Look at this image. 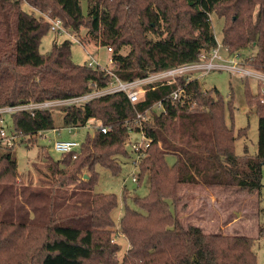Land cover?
<instances>
[{"label":"trees","instance_id":"trees-1","mask_svg":"<svg viewBox=\"0 0 264 264\" xmlns=\"http://www.w3.org/2000/svg\"><path fill=\"white\" fill-rule=\"evenodd\" d=\"M25 3L40 14L26 11ZM212 13L224 19L221 44L229 52L258 45L248 63L264 73V0H0V107L72 98L109 83L111 75L100 66L73 61L69 38L40 52L51 28L49 17L59 18L69 30L87 28L96 44L112 48V69L130 80L210 53L218 45ZM247 83L246 102L264 120V82H258L256 94ZM151 86L135 105L116 92L59 107V115L50 109L10 114L21 142L44 130L82 127L90 120L108 130L97 127L76 158L66 154L53 161L42 152L56 185L39 192L15 189L14 146L0 143V264H257L253 237L185 227L177 213L181 184L260 192L264 153H235V141L245 133L226 122V107L234 114V100L226 103L217 88L204 90L198 79L187 83L184 76ZM179 86L191 91L190 103L167 98ZM160 100L164 110L153 111L144 124L151 142L139 163L138 185L148 176L149 192L133 198L137 209L127 203L123 190L118 231L130 248L119 260L121 245L113 241L119 199L115 193L94 191L100 177L96 166L113 174L121 171L118 156H133L125 143L136 111ZM168 156L175 158L172 165ZM85 167L89 177L81 179ZM66 182L78 186L70 193L59 190ZM14 190L23 201H16ZM263 231L260 227L259 235Z\"/></svg>","mask_w":264,"mask_h":264},{"label":"rangeland","instance_id":"rangeland-1","mask_svg":"<svg viewBox=\"0 0 264 264\" xmlns=\"http://www.w3.org/2000/svg\"><path fill=\"white\" fill-rule=\"evenodd\" d=\"M23 8L31 13L39 15L40 13L34 10L26 3ZM83 8L87 10V3L83 1ZM47 17L46 14H43ZM212 24L214 27L215 37L221 42L223 38L224 19L216 13L211 14ZM87 28L82 27L79 31L70 30L71 33L78 34L76 39L80 42L73 41L72 38V57L77 64H85L89 60L90 53L93 58L99 62L103 67H107L109 57L112 52H108L107 47L96 44L90 38ZM68 38L67 34H59L50 28L47 34L42 38L40 45V52L47 53L54 41L61 42ZM71 38V37H70ZM75 39V40H76ZM128 51L127 47L122 49V53ZM258 52V45L250 44L247 48L240 49L235 52L228 53L223 51L225 57L232 58L235 53L239 56L236 60L244 68L253 69L248 59L253 57ZM202 88L209 90L217 88L221 96L227 103L228 100H234V114H231L230 109L226 107V122L233 126L236 131L244 129L242 136L235 141V153L238 156L245 154L255 155L264 153V120H262L256 109L249 106L246 102V83L253 94L258 92V79L254 76H245L240 72H233L224 68H212L208 72L200 75L195 73ZM62 107V106H61ZM57 111L59 115V107L52 108ZM152 114L149 115L150 121ZM5 128L8 132H12L11 115H5ZM60 117H57V121ZM98 123L94 120L88 121L85 126L69 129V127L60 128L59 132L47 131L48 136L35 135L29 140L19 139L14 146L17 165L18 177L16 179L15 189L27 187L28 190L39 192L49 190L53 185H56L53 177L49 176L46 158L42 157V152L48 156H53V161L61 159L62 155L54 152L51 149V141L55 139H74L83 142L88 135L91 139L94 135ZM45 134V133H44ZM140 139V133L131 132L125 145L128 150L131 149V143ZM119 162L122 164V169L119 173L113 174L109 169L97 165L96 168L100 174L99 180L94 187L95 192L100 193H115L119 199V206L114 211V219L116 220V230L113 232V241L120 243L121 251L118 253V259L126 254L130 248L128 239L118 231V222L125 209V202L123 200L124 181L126 180V191L129 196L127 203L137 208L133 202V198L143 197L148 194L150 188L149 177L146 176L144 181L138 185L132 181L131 174L135 169V163L124 156H118ZM168 163L172 165L175 158L173 156L167 157ZM136 171H139L137 166ZM87 175V176H85ZM79 177L81 179H88V170L83 168ZM185 185V186H184ZM181 184L179 185L178 195L179 201L177 204V213L183 225H197L202 228L205 233H222L230 235H248L254 238L253 249L257 255V264H264V231L259 235L260 227L264 228V167L262 170V187L260 192L253 193L242 192L239 189L232 187L221 186H207L203 184ZM59 186V185H57ZM78 183L66 182L64 186H59V190L70 193L76 189ZM16 201H23L22 195H17L14 190ZM260 194V195H259ZM36 199L34 203H37ZM138 209V208H137ZM13 213V210H9Z\"/></svg>","mask_w":264,"mask_h":264},{"label":"built area","instance_id":"built-area-1","mask_svg":"<svg viewBox=\"0 0 264 264\" xmlns=\"http://www.w3.org/2000/svg\"><path fill=\"white\" fill-rule=\"evenodd\" d=\"M51 24V28L54 31H57L59 34H67L69 39H74L73 41L80 42L79 39L75 37L78 34L71 33L69 29H67L62 21L59 18H48ZM71 37V38H70ZM76 39V40H75ZM108 52H112L111 47H107ZM223 51L228 53L229 50L227 47H224L221 42L218 41L217 47L212 49L210 53H202L201 58L198 61L159 70L152 72L146 76L138 77L130 80H123L120 78L117 73L112 69L114 65V60L112 56L109 57L108 64L110 65L107 67H103L99 62H97L90 53L89 60L87 61V65L91 67H98L100 66L104 69L108 74L111 75V79L109 83L104 87L95 86V88L83 95L66 98V99H56V100H49L43 101L38 103H28V104H21V105H14V106H4L0 107V143L7 145L9 147L15 146L19 139L22 137L18 135L15 131L8 132L5 128L6 119L5 115L11 114L16 111L20 110H29L33 111L36 109H52L58 108L61 106L66 105H80L83 104L93 98L100 97L106 94L116 93V92H123L127 95L128 99L131 101L133 105L139 103L143 100L147 88L149 85H152L151 88L154 89L157 83L161 84H172L178 80V77L184 76L186 78V82L193 79H198L195 73H199L200 75L208 72L212 68H224L233 72H240L247 76H254L260 82H264V73L257 71L255 69L244 68L240 65V62L236 60V57L239 56L238 53H235L232 58L229 56L225 57L223 55ZM186 84V83H185ZM168 99L172 100L176 103H190L191 101V91L188 90L185 86H179L178 88L174 89L167 97ZM263 101V100H262ZM195 102L193 106H195ZM163 100L155 102L149 108L144 111H136L135 117L132 121L134 125H129L128 132H137L140 133V139L131 143V151L133 156L130 158L135 163V169L131 174L132 181L138 184V175L139 171L137 166H139L140 161L146 155V149L150 145L151 139L146 135L144 124L150 114L153 111H163ZM135 127V128H134ZM98 128L101 129L102 132L106 133L108 128L104 125H98ZM69 129H72L71 127ZM52 132H59V128L49 129ZM44 130L39 132V135L48 136L47 131ZM45 133V134H44ZM22 141V140H21ZM20 141V142H21ZM51 149L60 154H72L73 158H76L81 150L82 142H79L74 139H55L51 141ZM127 180V179H126ZM126 180L124 181V188L126 187Z\"/></svg>","mask_w":264,"mask_h":264},{"label":"crops","instance_id":"crops-1","mask_svg":"<svg viewBox=\"0 0 264 264\" xmlns=\"http://www.w3.org/2000/svg\"><path fill=\"white\" fill-rule=\"evenodd\" d=\"M184 185V184H183ZM189 185H191V184H189ZM185 186V185H184Z\"/></svg>","mask_w":264,"mask_h":264},{"label":"water","instance_id":"water-1","mask_svg":"<svg viewBox=\"0 0 264 264\" xmlns=\"http://www.w3.org/2000/svg\"><path fill=\"white\" fill-rule=\"evenodd\" d=\"M85 176H87V175H85Z\"/></svg>","mask_w":264,"mask_h":264}]
</instances>
